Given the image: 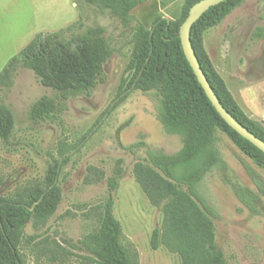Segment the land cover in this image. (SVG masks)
Segmentation results:
<instances>
[{"label":"trees","instance_id":"1","mask_svg":"<svg viewBox=\"0 0 264 264\" xmlns=\"http://www.w3.org/2000/svg\"><path fill=\"white\" fill-rule=\"evenodd\" d=\"M198 1L187 0L180 18L160 17L146 29L131 14L141 0H73L78 10L77 20L56 32L37 34L11 57L0 71V90H9L16 73L28 70L50 92L29 106L28 121L38 124L57 117L66 111L69 99L89 96L104 82L103 65L114 53L105 36V28L89 24L90 18L106 15L121 27L130 29L129 43L133 45V52L126 71L131 77L124 92L134 88L147 96L154 104L155 117L163 133L177 136L181 141V148L173 154L147 144L142 135L125 148L131 153L144 150L145 158L133 165L132 177L149 204L162 214L160 225L150 234L149 248L152 251L163 248L176 255L181 264H225L215 241L212 220L215 213L199 194L198 185L212 169L225 167L218 150L222 144L220 135L226 136L263 170L264 155L221 119L183 55L179 27L190 7ZM244 1L227 0L210 7L191 26L189 38L207 82L222 107L264 142V127L246 116L203 46L204 32L217 26ZM252 37L264 39V30L256 29ZM14 124L11 109L0 102V145L9 142ZM57 155V158L50 155L41 181L23 185L9 197L0 196V264H25L20 251L24 228L28 224L44 227L54 215L61 201L57 179L68 161V147L60 145ZM122 175L123 170L117 165L112 175L105 179L106 196L95 207L96 226L90 233L75 244L43 238L33 245L34 251L46 255L51 263L63 262L76 251L83 254L81 258L85 264H138L137 252L123 242L121 225L113 214L114 195ZM102 180L101 170L87 167L84 185ZM263 187V183L257 181L256 193H233L253 215L260 194H264Z\"/></svg>","mask_w":264,"mask_h":264},{"label":"rangeland","instance_id":"2","mask_svg":"<svg viewBox=\"0 0 264 264\" xmlns=\"http://www.w3.org/2000/svg\"><path fill=\"white\" fill-rule=\"evenodd\" d=\"M34 1L0 0V71L29 43L40 19L47 14L42 8L37 11L42 3ZM141 1L131 14L148 29L157 18H180L187 0ZM53 7L57 11L61 8ZM59 16L60 22L70 20L72 24L78 10L63 8ZM51 17L52 13L46 15L45 23ZM89 22L105 28V36L114 49L103 65L104 82L89 96L71 98L65 112L33 124L27 119L29 106L39 97L50 95L34 75L19 70L11 88L0 90V102L11 109L15 122L9 142L0 145V196L9 197L17 188L41 181L50 155L57 158L59 146L68 147V161L57 179L61 201L44 227L28 224L24 228L22 260L25 264H85L83 254L68 247L73 252L70 258L51 263L46 255L35 252L33 245L43 238L75 244L90 233L96 226L95 207L106 196L105 179L119 165L123 175L115 191L113 214L121 225L123 242L136 250L138 264H181L167 250L149 248L150 234L160 225L162 214L149 204L132 177L133 165L145 158L144 150L131 153L125 149L142 135L147 144L173 154L181 148L180 138L163 133L154 104L147 96L134 88L124 92L131 77L126 71L133 52L130 29L106 15L91 17ZM258 28L264 30V0H245L217 26L204 32L203 46L246 116L264 127V39L252 37ZM220 137L222 144L218 150L225 167L212 169L198 185L199 194L215 213L212 220L216 244L225 264H264V194L259 193L256 214L252 215L233 193H256V182L264 185V170L226 136ZM89 166L101 170L104 180L84 185ZM32 236L35 238L29 240Z\"/></svg>","mask_w":264,"mask_h":264},{"label":"water","instance_id":"3","mask_svg":"<svg viewBox=\"0 0 264 264\" xmlns=\"http://www.w3.org/2000/svg\"><path fill=\"white\" fill-rule=\"evenodd\" d=\"M227 0H200L193 4L188 15L179 27L178 38L180 40L183 55L188 62L199 85L203 89L206 97L214 107L221 119L241 138L248 141L252 146L258 149L264 155V142L254 136L245 127L238 123L220 104L212 88L200 67L198 59L190 44L189 31L191 26L210 8ZM169 20V19H167Z\"/></svg>","mask_w":264,"mask_h":264},{"label":"crops","instance_id":"4","mask_svg":"<svg viewBox=\"0 0 264 264\" xmlns=\"http://www.w3.org/2000/svg\"><path fill=\"white\" fill-rule=\"evenodd\" d=\"M35 1H37V0H35ZM38 3H42V4H39L38 5V8L36 10L37 11H41V8H42L43 9V12L47 11V14L46 15H49V13H52V17H51V19H49V22L48 23H45L46 21L44 20V18L46 17V15H44L40 19V21L38 20L39 21V24L37 25L36 29L34 30V33L32 34L33 37L31 36V40L37 34H39L41 32H56V31H58V30H60V29H62L64 27H66L67 25H69L70 24V22H69L70 20L69 21L66 20V22H60L59 21V20H61V17L59 16V13L62 12L63 8L68 9V10L70 9L72 12L74 10H76L75 9V5H74V3H73L72 0H38ZM56 5H59L61 7L58 11L56 9H54V7H53V6H56ZM77 18L78 17L76 16V18L75 19L73 18L74 20L71 21V22L72 23L75 22L77 20ZM241 105L242 104H240V106Z\"/></svg>","mask_w":264,"mask_h":264}]
</instances>
